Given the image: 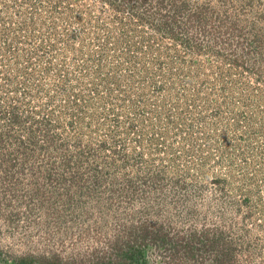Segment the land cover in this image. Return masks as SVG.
Here are the masks:
<instances>
[{
    "label": "rangeland",
    "instance_id": "374dc122",
    "mask_svg": "<svg viewBox=\"0 0 264 264\" xmlns=\"http://www.w3.org/2000/svg\"><path fill=\"white\" fill-rule=\"evenodd\" d=\"M0 264H264V0H0Z\"/></svg>",
    "mask_w": 264,
    "mask_h": 264
},
{
    "label": "trees",
    "instance_id": "16d2710c",
    "mask_svg": "<svg viewBox=\"0 0 264 264\" xmlns=\"http://www.w3.org/2000/svg\"><path fill=\"white\" fill-rule=\"evenodd\" d=\"M192 237H193V236H192ZM192 237H191V238H185V239H186V241H188V243H189V242H191L190 240L192 239ZM181 239L184 240L182 236H181ZM182 240H181V241H182ZM188 248H189V247H188ZM189 252H192V250H191L190 248H189Z\"/></svg>",
    "mask_w": 264,
    "mask_h": 264
}]
</instances>
